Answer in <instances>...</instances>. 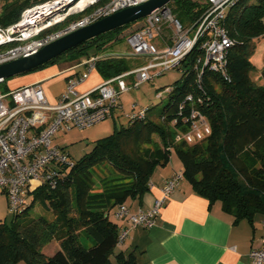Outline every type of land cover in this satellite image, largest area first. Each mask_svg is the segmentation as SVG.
I'll list each match as a JSON object with an SVG mask.
<instances>
[{
    "label": "trees",
    "instance_id": "trees-1",
    "mask_svg": "<svg viewBox=\"0 0 264 264\" xmlns=\"http://www.w3.org/2000/svg\"><path fill=\"white\" fill-rule=\"evenodd\" d=\"M46 1L0 0V28L15 24L25 10ZM109 1H99L87 13ZM206 7L205 0H172L167 5L184 27L195 23ZM224 27L234 42L226 58L229 80L205 70L199 88L193 68L201 52L195 47L180 67L189 69L171 87L168 103L159 113L148 109L143 120L97 140L73 168L61 169L54 189L43 185L30 192L25 210L0 222V264H137L134 252L116 250L121 226L111 215L116 207L140 200L149 191L155 170L166 166L172 154L180 161L183 179L192 191L209 205L220 203L234 223L264 214V70L259 83L250 61L254 41L264 37V0H237L225 13ZM142 28L140 20L63 55H69V63H77L104 54ZM60 57L27 74L53 66ZM130 68L127 57H106L96 64L105 79ZM4 89L3 93L8 90ZM188 94L195 101L185 104L180 117L178 108ZM191 108L206 118L210 134L188 145L175 138L177 131H185L182 121ZM34 206L42 213H31ZM81 235L93 241L90 248L79 243ZM52 242L58 250L47 256L43 249Z\"/></svg>",
    "mask_w": 264,
    "mask_h": 264
},
{
    "label": "built area",
    "instance_id": "built-area-1",
    "mask_svg": "<svg viewBox=\"0 0 264 264\" xmlns=\"http://www.w3.org/2000/svg\"><path fill=\"white\" fill-rule=\"evenodd\" d=\"M81 0H49L39 3L23 12L13 25L0 28V65L25 58L63 36L106 18L126 8L138 6L148 0H110L87 13L99 1L94 0L83 9H74ZM207 7L198 20L190 27H184L170 14L167 6L143 19V28L125 40L129 59L142 60L143 64L132 71L107 80L85 94H78L77 87L95 70L99 60L107 56H89L82 61L85 70L79 77L67 80L66 88L56 104H50L40 86L34 83L3 93L0 91V192L8 203V213L15 216L28 205V194L40 186L54 189L61 177L62 168H73L74 162L68 154L52 145L53 137L72 129L83 130L99 124L113 116L115 110H122L119 96L130 89L138 88L146 82L162 76L165 72L178 69L182 62L197 47L201 52L194 66L196 84L203 71L218 75L228 81L226 58L234 42L228 37L224 27L226 11L237 0H205ZM79 19L67 21L76 16ZM168 23L173 30L171 44L159 49L152 41ZM64 26L53 30L55 27ZM133 76L126 84L123 80ZM3 81H0V84ZM115 85V86H113ZM171 87L156 94L162 99L170 93ZM188 94L178 108V116L185 111V104L194 103ZM202 100L197 99V103ZM148 108H137L131 104L129 112L123 116L127 122L143 120ZM176 123V121L174 122ZM185 131H177L175 140L188 145L204 140L210 134L206 118L195 108H191L183 119ZM184 181L182 171L174 173L164 182L159 196L146 211L132 213L126 205L115 208L112 219L122 222L117 237L121 246L128 233L138 227L152 228L163 205ZM149 184V189L151 188ZM264 230V214L262 218ZM251 264H264V232L256 247L248 254Z\"/></svg>",
    "mask_w": 264,
    "mask_h": 264
},
{
    "label": "crops",
    "instance_id": "crops-1",
    "mask_svg": "<svg viewBox=\"0 0 264 264\" xmlns=\"http://www.w3.org/2000/svg\"><path fill=\"white\" fill-rule=\"evenodd\" d=\"M169 30L162 29L161 33L153 40L154 42L152 41L157 48L161 49L171 44L172 34H169ZM120 47H122L121 44L108 50L105 54L111 58L124 57L123 55L126 54L119 51ZM84 59H80L77 63H69L65 59L60 64L61 67L58 63L32 74L18 76L8 81L6 92L40 83L47 101L50 104H56L66 88L67 80L79 77L85 70V66L82 65ZM131 61L133 67L122 74L143 64L139 59H129V62ZM260 74L261 71L256 72L254 78L259 83H261ZM56 77H59L63 85L60 91L52 94L46 90L47 86L44 85L52 79L58 81ZM107 80L110 79L103 78L99 70L95 68L87 79L77 87V93H88ZM123 80L130 84L134 77L129 76ZM123 94L119 96L122 110H115L113 116L107 121L126 119L123 114L129 112L130 105L128 110L123 106L121 102ZM136 106L143 108L137 104ZM106 132L96 136L93 142L104 138ZM59 149L64 150V148ZM181 169L180 161L171 155L169 163L164 167L157 168L153 173L150 179L152 187L149 191L140 200L127 203L129 210L136 213L150 209L154 200L159 196L160 188L164 182ZM10 218L6 195L0 192V222L8 221ZM262 218L263 215H256L250 222L241 220L234 223L233 218L222 211L220 203L209 205L207 200L196 195L184 181L163 205L155 220V225L149 229L138 227L131 230L123 244L117 246L116 250L125 253L134 252L137 264H251L248 254L251 248L259 244L264 232ZM117 224L122 226L123 223L118 222ZM57 250V245L52 242L43 249V253L51 256Z\"/></svg>",
    "mask_w": 264,
    "mask_h": 264
},
{
    "label": "rangeland",
    "instance_id": "rangeland-1",
    "mask_svg": "<svg viewBox=\"0 0 264 264\" xmlns=\"http://www.w3.org/2000/svg\"><path fill=\"white\" fill-rule=\"evenodd\" d=\"M190 26L191 25H189L188 27ZM164 28L165 29L167 28V30L170 29L169 34L173 35V30L168 23L164 22L161 31ZM155 38L156 36H154L153 39L155 40ZM123 44L124 43L121 44L122 47H120L121 49H119V51L122 52L123 54H126L128 53V51L126 49V46ZM253 45H254L253 53L250 58V61L253 63V66L255 67L257 72L262 71L264 69V61H263L264 37L258 39L257 41H254ZM5 49L6 48L0 49V51H4ZM98 55L100 54H93L90 56H98ZM68 57H69L68 54L63 55L58 59L57 63L55 64L59 63V67H61L60 64L63 63V60L68 59ZM132 61L130 62L131 67H133ZM59 67H57V69H59ZM185 69L188 70L189 68H178V69L170 70L168 72H165L162 76L156 78L154 81L146 82L136 89L134 88L130 89L128 92H126L121 96V102L123 106H125L126 110H128L127 108H129V105L131 106L132 103H136L140 107L143 108L147 107L153 113H159L162 110V108L167 105L168 95L164 94L162 99H158L156 98V94L158 92L163 91L166 87H172L178 84V82H180V80L182 79L183 71L185 72ZM255 77L256 76L254 75L253 78ZM56 79L58 81L52 79L46 82L44 85L47 86L46 90H48V92L52 94H55L62 89L63 82L59 80V77H56ZM7 86H8V79L5 83L0 84V91L4 92L5 91L4 88ZM128 123L129 122H127L126 119L121 118L114 121L106 120L102 123L96 124L92 127L83 130L72 129L67 133L59 132L53 137L52 145L55 147L64 148L65 152L69 156V159L76 163L79 159H81L84 155L88 154L92 150L95 143L93 142V139H96V136L101 135L106 131H109L106 132L105 136H103L104 138H106L112 134V132L114 131L113 129H119L120 126L126 127L128 126ZM172 156L174 157V159L177 158L176 155L174 154H172ZM27 201H29V198H27ZM30 212L33 214H40L42 213V210L38 206H34L33 210ZM79 243L84 248H90L93 245V241L87 238L85 235H81V237L79 238ZM19 264H23V263H19Z\"/></svg>",
    "mask_w": 264,
    "mask_h": 264
},
{
    "label": "water",
    "instance_id": "water-1",
    "mask_svg": "<svg viewBox=\"0 0 264 264\" xmlns=\"http://www.w3.org/2000/svg\"><path fill=\"white\" fill-rule=\"evenodd\" d=\"M171 1L148 0L138 6L123 9L63 36L32 55L1 64L0 81L27 74L99 35L143 20L152 13L165 9Z\"/></svg>",
    "mask_w": 264,
    "mask_h": 264
},
{
    "label": "bare ground",
    "instance_id": "bare-ground-1",
    "mask_svg": "<svg viewBox=\"0 0 264 264\" xmlns=\"http://www.w3.org/2000/svg\"><path fill=\"white\" fill-rule=\"evenodd\" d=\"M94 0H81L75 7L74 9H83L87 4L92 3ZM0 42H1V37H0Z\"/></svg>",
    "mask_w": 264,
    "mask_h": 264
}]
</instances>
